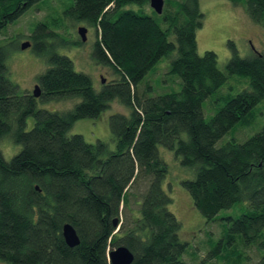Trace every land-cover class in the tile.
Masks as SVG:
<instances>
[{
	"label": "trees",
	"instance_id": "obj_1",
	"mask_svg": "<svg viewBox=\"0 0 264 264\" xmlns=\"http://www.w3.org/2000/svg\"><path fill=\"white\" fill-rule=\"evenodd\" d=\"M40 1L0 0V32ZM166 1L175 10L158 15L144 11L150 0H73V19L98 32L94 59L118 75L100 91L69 57L47 46L40 51L50 65L38 77L40 97L21 93L9 79V50L0 46V141L11 138L21 146L10 160L0 147V264H111L109 254L120 246L133 253L132 264H188L189 244L181 239L182 224L170 210L174 200L164 189L169 167L160 145L174 151L183 167L195 169V178L182 186L206 223L249 203L240 217L229 218L225 236L211 243L213 250L198 264L209 259L244 264L246 249L264 251V126L246 142L233 138L217 146L254 120V109L264 100V54L242 58L230 43L233 55L221 70L217 54L198 53L197 32L205 18L201 0ZM231 1L264 27V0ZM42 30L35 29L36 43L54 36ZM164 57L171 58L167 76L178 78L181 89L157 95L147 85L139 95V86ZM230 76L249 78L250 89L222 96L223 107L207 120L204 103ZM74 98L80 102L68 111L38 108V101ZM115 100L131 109L110 118L116 151L103 141L89 144L82 135H69L77 121L98 118ZM30 117L34 125L28 129ZM184 133L187 139H181ZM142 184L140 216L130 226L122 214ZM66 224L75 228L78 246L66 243ZM255 264H264V254Z\"/></svg>",
	"mask_w": 264,
	"mask_h": 264
},
{
	"label": "rangeland",
	"instance_id": "obj_2",
	"mask_svg": "<svg viewBox=\"0 0 264 264\" xmlns=\"http://www.w3.org/2000/svg\"><path fill=\"white\" fill-rule=\"evenodd\" d=\"M173 1L180 2L181 0H170V3ZM167 3L165 0L164 10L167 8L168 11H174L173 5ZM72 7L73 0H42L30 7L14 23L6 25L5 29L0 32V46H6L9 50V57L6 61L9 79L19 86L21 93L33 94L35 86L39 84L38 77L49 68L47 58L43 55L47 46L54 48L58 54L69 57L73 61L76 71L85 73L92 78L97 91H100L105 84L118 79V75L111 66L100 64L94 59L93 53L98 32L92 24L73 19L71 16ZM132 8L139 10L137 6ZM143 9L149 14L154 11L150 5H145ZM201 11L205 18L203 27L197 32L198 53L201 56L207 51L217 54L221 70H225L227 62L233 55L230 43H234L242 58H249L257 53L264 54V27L254 23L242 6L234 4L231 0H201ZM162 23V28L166 29L167 24L163 21ZM37 28L44 29L41 34L52 33L54 36L42 37L40 35L41 37L36 43L34 34ZM80 28L87 29L86 42L80 41ZM170 39L175 41V36L172 34ZM26 42H29L31 47L22 50L21 46ZM42 42L45 44H41ZM174 56L175 53L172 57ZM170 64L171 58H162L139 86V95L144 93L147 85L152 86L157 95L171 93L173 90L179 91L181 89L179 79L167 76ZM103 80L105 83L102 82ZM245 89H250L249 78L230 76L222 89L204 103V117L209 120L223 107L228 96H236ZM79 102V98L38 101V108L63 112L72 109ZM130 113L131 109L128 106L115 100L111 103L110 108L98 118L77 121L69 135H82L89 144L103 141L109 145L111 151H116V140L111 131L110 118L115 114L129 115ZM254 113V120L249 126L236 129L235 133L234 131L229 132L217 146L221 147L233 138L243 143L256 135L264 126V100L256 106ZM33 125L34 119L30 117L28 129H31ZM187 137L186 133L181 135V139H187ZM0 147L7 160H10L21 150V146L14 143L11 138H4L0 141ZM159 153L169 167L164 189L174 200L170 210L182 224L181 239L189 244L190 250H188L185 259L188 264H198L205 259L209 251L213 250L214 243H218L225 236V231L230 228L231 224L229 218L240 217L249 208V203L243 202L232 209L224 210L220 212L216 222L206 223V219L196 209L191 195L182 186L183 181L195 178V169L183 167L181 158L164 146H159ZM144 188L145 184H142L133 192L129 208L125 209V213L122 214V219L127 220V224L130 226L132 218L140 216L139 193ZM212 242L214 243L211 245ZM238 244L236 242V245ZM238 247L241 249L240 246ZM263 254L264 251L259 253L257 247L246 249L244 264H255ZM214 263L224 264L220 260H208V264Z\"/></svg>",
	"mask_w": 264,
	"mask_h": 264
},
{
	"label": "water",
	"instance_id": "obj_3",
	"mask_svg": "<svg viewBox=\"0 0 264 264\" xmlns=\"http://www.w3.org/2000/svg\"><path fill=\"white\" fill-rule=\"evenodd\" d=\"M151 7L156 11L157 14H162L165 7V0H150ZM79 35L83 42L87 41V29L80 28ZM31 46L29 42L23 43L21 46L22 50H26ZM105 83V80L102 81ZM41 95V91L39 86H35V90L33 91V96L35 98H39ZM115 227L118 226V221L116 220L114 223ZM63 236L65 238L66 243L70 247H75L79 245V237L77 236V232L73 228L71 224H66L63 227ZM111 263L112 264H132L134 261V256L132 252L126 247H120L116 251L110 254Z\"/></svg>",
	"mask_w": 264,
	"mask_h": 264
},
{
	"label": "bare ground",
	"instance_id": "obj_4",
	"mask_svg": "<svg viewBox=\"0 0 264 264\" xmlns=\"http://www.w3.org/2000/svg\"><path fill=\"white\" fill-rule=\"evenodd\" d=\"M151 6V5H150ZM152 8V7H151ZM153 9V8H152ZM154 10V9H153ZM155 11V10H154ZM156 12V11H155ZM163 12H164V10H163ZM157 14V13H156ZM163 14V13H162ZM162 14H158V15H162ZM31 47V46H30ZM29 47V48H30ZM36 86H39V85H36ZM39 88H40V86H39ZM119 224V223H118ZM74 228V227H73ZM75 229V228H74ZM120 230V228H119V225L116 227V231H115V233H117L118 231ZM76 231V230H75ZM77 236H78V234H77ZM79 237V236H78ZM79 244H80V238H79ZM78 246V245H77ZM121 247V246H120ZM120 247H118V248H120ZM117 248V249H118ZM117 249H114L113 251H111L110 252V254L112 253V252H114V251H116ZM110 254H109V260H110V263H111V258H110ZM133 254V253H132ZM112 264V263H111Z\"/></svg>",
	"mask_w": 264,
	"mask_h": 264
}]
</instances>
